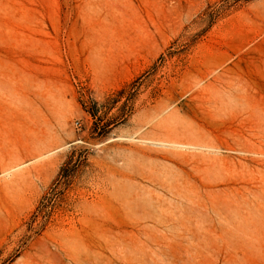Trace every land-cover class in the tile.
Instances as JSON below:
<instances>
[{"label":"rangeland","instance_id":"obj_1","mask_svg":"<svg viewBox=\"0 0 264 264\" xmlns=\"http://www.w3.org/2000/svg\"><path fill=\"white\" fill-rule=\"evenodd\" d=\"M0 264H264V0H0Z\"/></svg>","mask_w":264,"mask_h":264},{"label":"bare ground","instance_id":"obj_2","mask_svg":"<svg viewBox=\"0 0 264 264\" xmlns=\"http://www.w3.org/2000/svg\"><path fill=\"white\" fill-rule=\"evenodd\" d=\"M185 136L186 137H184V138H185L186 142H188V143L185 144L184 142L175 141L176 145L193 146L194 148H198V147L202 146L200 144H197L198 142H196L190 135L186 134ZM194 142H196V143H194Z\"/></svg>","mask_w":264,"mask_h":264}]
</instances>
